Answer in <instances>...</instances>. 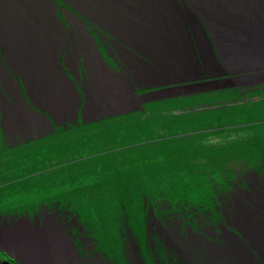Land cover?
Instances as JSON below:
<instances>
[{"label": "rangeland", "instance_id": "obj_1", "mask_svg": "<svg viewBox=\"0 0 264 264\" xmlns=\"http://www.w3.org/2000/svg\"><path fill=\"white\" fill-rule=\"evenodd\" d=\"M50 1L63 34L60 59L70 41L80 42L78 37L87 36L89 47L92 42L98 52L113 48L115 40L131 51L132 62L121 63L129 73L141 62L157 67L143 50L124 44L113 29L91 20L73 0ZM105 36L112 38V46L102 39ZM187 51L189 63L194 62L189 47ZM101 53L105 63L113 58ZM1 54L0 69L10 74ZM62 67L71 77L69 69ZM121 68L116 65V71ZM183 68L187 73L182 75L139 73L140 79L133 82L140 87L134 91L139 103L120 102L106 109L109 113L120 110L109 118L93 98L90 103L86 99L88 105L83 107L81 91V103L72 109L62 110L59 104L51 112L38 108L47 101L34 84L27 85L21 94L30 111L43 117L48 127L20 137L13 133L12 147L0 142V264H49L44 257L50 255L47 251L54 239L50 236V246L45 247L34 236L36 231L57 226L64 249L68 243L74 245V249L68 245L65 255L68 252L75 264H174L156 242L159 234L153 222L160 214L175 209L177 217L188 223L201 209L216 206L226 191L235 190L246 173L257 178H250L251 188L264 186V83L228 85L219 81L229 77L227 73L219 76L215 70H196L188 63ZM11 70L13 82L4 75L14 83L17 71L13 66ZM28 90H33L30 101L38 107L30 103ZM4 95L0 101L8 103L11 118L28 121L20 108L21 97L18 101L13 94ZM18 242L34 253L29 260L20 258ZM39 246L45 255L36 254Z\"/></svg>", "mask_w": 264, "mask_h": 264}, {"label": "bare ground", "instance_id": "obj_2", "mask_svg": "<svg viewBox=\"0 0 264 264\" xmlns=\"http://www.w3.org/2000/svg\"><path fill=\"white\" fill-rule=\"evenodd\" d=\"M74 2L82 10L86 11L91 20L99 24L108 25L107 27L110 30L113 29L117 35L127 42H123L124 44L130 43L137 48L139 47L148 57H151L152 62L157 67H154L155 70H153L139 63L140 67H136V73L134 72L138 79H140L139 73H143L145 76H149L150 73H157L156 75L160 76L164 70L177 69L178 65L176 63L171 62L172 64H170L164 61V54L169 56L170 52H176L180 47H183V49H188L189 47L194 58L197 59L199 55L196 47H194V50L192 44H195V36H201V29L211 33L210 35L213 38L216 37L220 41H223L224 35L229 37L230 41H232L229 43L228 49L230 54L241 53L237 48V40L238 42H242L244 39L252 40L255 43L254 45L244 44L242 46L243 49L249 46V51L257 47H264V0H73ZM238 24H240L241 38H239L238 29L235 27ZM59 25V21L54 16L50 0H0V44L9 63L17 65L18 71L24 75L28 71L25 76L28 78L26 81L30 80L29 75L31 77L38 75L43 77L48 71H51V68L53 69V65L56 62L55 58L62 49L61 40L63 39V34L62 30L58 29ZM191 35L192 38H190ZM233 37L235 38L233 39ZM82 42L84 47H86V52H88L90 47L87 36H84ZM74 44L75 42L70 41L64 47L65 51L71 52ZM217 46L220 47L219 44ZM217 50L222 58L224 52H222L221 48V52L218 48ZM256 62H259L258 66L261 69L264 68L262 59L259 61L257 59ZM90 63L93 64L91 65ZM90 63L89 68L92 69L95 63L98 65L97 58L93 59L91 57ZM241 64L245 65L246 62ZM67 66L69 68L74 67L70 63ZM239 67L245 68L242 65ZM56 72L55 70L48 76L56 74ZM183 73H187V71L185 70ZM4 74H6L4 70L0 69V81L15 96L18 90L15 91L17 87L15 82L12 83L13 75L7 72L6 76L12 81L9 82ZM54 79L55 76L49 81L54 82ZM0 94H2L1 89ZM92 98L95 100L89 90L87 103H90ZM47 102L45 106L50 112L55 104L64 105V102L58 98L48 99ZM95 102L96 104L98 103L96 100ZM24 103H26L25 100ZM26 105L30 107L28 103ZM66 109H69V107L62 110ZM13 118L17 123L25 124L27 122V120L24 121L19 116H13ZM246 221L247 225L251 224V227H246L247 230L245 228L244 233L250 242L251 250L254 251V256L248 251L251 255H243L239 261L233 252L215 251V248L203 254L200 249L202 246L200 245L198 250L195 248L194 251L202 254V258L197 264H264V232L257 228L258 224L253 217L246 219ZM57 227L53 228V230L51 229L56 237H58L56 233ZM59 236L62 238L61 234ZM224 240L230 246L233 245V251L236 250V243H233L231 239H228V241L225 237ZM18 244L21 243L18 242ZM26 247L28 246L25 245V249L21 251V259L23 256L28 259L25 252L29 247ZM63 249V245L55 247V252L51 255H46L47 257H44V260L49 261V264L51 262L53 264H75L73 259V262L71 261V257L66 258L67 255H65ZM45 254L44 252L42 256ZM172 257L174 258V256ZM184 261L189 263L187 258H184ZM98 263L99 261L88 264Z\"/></svg>", "mask_w": 264, "mask_h": 264}, {"label": "flooded vegetation", "instance_id": "obj_3", "mask_svg": "<svg viewBox=\"0 0 264 264\" xmlns=\"http://www.w3.org/2000/svg\"><path fill=\"white\" fill-rule=\"evenodd\" d=\"M78 39L80 40V42L77 41L74 45H72L73 50L71 52L64 50L62 53L61 61L63 63V66L65 65L67 69H69V73L71 71L74 72L75 69L78 68L81 70L82 67L88 68L89 70V56H93L94 58L96 57L97 62H99V53L101 52L103 53V55H112L113 58H111L110 62L108 61V59L106 60L111 68L107 67L105 71L115 80L121 77L120 74L116 72V65L119 66L122 62L128 65L130 62H132L130 58L133 56L129 55V52H126L124 47L112 43L110 37L105 36V39H102L104 41H108L109 45H111L112 43L113 48H110L108 46L106 47V49L100 48V52H98V48L94 46L92 42H90V47L92 49L86 52V48L83 47V40H81V38L79 37ZM77 49L78 51L76 52ZM69 63L72 65V67L74 65V67L69 68L67 66ZM81 80L82 79L79 80L77 85H79V83L81 82V85L83 86V92L81 91V100H83V104H85L88 91L90 90L93 93V89L91 88L92 79L89 78V80L86 79L83 82ZM69 83L73 85L72 81H69ZM18 84L21 92H25L24 88L22 87V83L18 82ZM1 86L4 85L2 84ZM34 88L36 89V92L38 94H42L41 90L38 87V84H34ZM32 91L33 90H28V93H26V95L28 94L29 96H31V98H29V101L30 99L34 98ZM1 96L4 97L2 94H0V98ZM38 98L40 99V97ZM14 99L20 101L19 93L15 94ZM79 99L80 93L78 92L77 100ZM20 103V108L24 110V114L29 116V119L26 122L27 125H25L24 127L19 123H16V120H14V118H11L10 114L8 113V108H6V104L8 103L4 104L2 100L0 101V142L9 143L10 146L8 147H12V145L15 144L12 137L13 133H15L16 136L20 137L22 136V134L30 132L31 130L38 131L42 128L45 129L46 127H48V123H46V120L43 117L38 118L37 116H35V113H32L33 110L30 111V107H27L24 101L21 100ZM31 104L33 105L34 103ZM34 105L38 107L37 104ZM38 108H41L43 110L48 109L45 104L42 107L39 106ZM250 178H254L257 180V178H255V176L251 172L246 173V175L243 176V180H240L238 185L233 187L235 190L231 191L229 189L230 191H226L219 199V201H215V207L213 206V208L211 207L210 209L209 206L204 210H200L199 208L200 211L197 212L198 214H195V216L188 219V223L182 222V219L177 217L178 214H176L177 211H175V209H170L160 214L161 218L159 220H156V222H153L154 226H156V233L159 234L156 239V242H158L161 247L158 248L159 251L162 250L161 253H163V255L165 256H168L169 254L170 256L168 257L172 258L174 264H187L184 261V258H187L189 260V264H197L198 261L201 260L202 254H198V252L196 253L194 251L195 248L198 250V246L200 245L202 246L200 249L203 254L205 252H209L212 248H215V251L218 250L220 252H233L234 254H236V257L239 261L240 258L243 257V255L248 254V256H250V253H252V255L254 256V251L251 250L252 247L249 240L245 236L244 230L246 227H248L246 219L253 217V219L256 220L258 224L257 228L264 232V186L263 184H261L256 188H251L252 182ZM242 182L244 183V185H240L242 184ZM255 184L257 183L255 182ZM167 206L169 208H172L170 204H168ZM195 211H198V209H195ZM175 214L176 216L173 217V215ZM35 223L37 224V220L35 221ZM40 233L41 231H39V233H37L36 231L35 234L40 235ZM226 235L231 238L233 243H236V250L233 251V245L230 246L225 242L224 237H226ZM151 243L152 247L156 246L154 242ZM248 251L250 253H248ZM172 256H174V258Z\"/></svg>", "mask_w": 264, "mask_h": 264}, {"label": "water", "instance_id": "obj_4", "mask_svg": "<svg viewBox=\"0 0 264 264\" xmlns=\"http://www.w3.org/2000/svg\"><path fill=\"white\" fill-rule=\"evenodd\" d=\"M242 25V24H241ZM236 29H238V33H239V38L242 37L241 35V30L239 29L240 24L235 25ZM207 29V28H206ZM105 31V30H104ZM208 31V29H207ZM202 32V33H201ZM201 36H195L194 37V42L196 45V49H197V53H198V57L197 59H195V61H197V63H195V61L192 63H189L191 60L190 54L186 49H183V47L178 48V51L176 52H170V55H165L164 61H166V63H176L178 65V68L173 70L171 69L169 70H164L163 72H161L160 75L165 76V75H169L171 73L176 72L177 75L179 74H184L183 72L185 71L183 66L184 64L188 63L189 67L192 65L194 66V68L196 70H200L199 67H203L204 70L208 71L210 70H215L217 72H219V76H223L224 74H228L229 77L225 78V79H220L219 81L226 83L228 85H233L235 82L236 83H241V84H246V83H252V84H256L257 82H262L264 83V68L261 69L258 66L259 62H256V60L258 59V61L260 59L263 60L264 63V47H257L255 49H250L251 51H249V46L245 47L244 49L242 48V46L244 44L247 45H254L255 43L252 40H248V39H244V41L242 42H238L237 40V48L239 51H241V53H234V54H230V52L228 51L229 49V43L232 42L230 41L229 37H226V35H224V39L223 41H220L218 38H213L212 35H210L211 33H208L206 31H204L203 29H201ZM110 35H112V33H110ZM113 36V35H112ZM236 37V36H235ZM233 37V39L235 38ZM111 38V37H110ZM222 39V38H221ZM112 40V38H111ZM114 41V39H113ZM251 41V42H250ZM115 42H117L118 46H123L121 45L117 40H115ZM217 43V44H216ZM219 44L220 47H218L217 45ZM129 45L135 47L134 45L130 44ZM194 48V47H193ZM217 48L220 51V48L222 49V52H224V56H220V53L218 52ZM248 48V50H247ZM187 51V53H186ZM0 52H2L4 54L5 60L6 56H5V52L3 51L1 44H0ZM131 54H133L131 51H129ZM221 52V51H220ZM163 54V53H162ZM189 54V56H188ZM134 55V54H133ZM197 56V55H196ZM56 62L53 65V69L51 68V71H48L46 73V75H43V77H40V75L35 76V77H31V75H29V81H26V79H28L26 76V74L28 73L25 72V75L18 71V67L17 65H12L11 63H9L7 61V70L9 72H11V75L13 73V70H11V66H13L15 68V71H17V77L19 79L20 82L23 83V85L25 86L24 90L26 92L27 90V83L28 84H35L38 83V87L41 90L42 94H43V99H45V101H47L48 99L53 100L55 98H58L60 101L62 100L64 102L63 106H60V108H66L69 107L72 109L73 106L78 105L79 103H81V100H77V94L78 92L80 93V91L83 92V86L81 85V82L79 83V85H77V83L79 82L80 79H82L81 81L83 82L84 80H89V78L92 79V83H91V88L93 89L92 91L94 92L93 94L94 97L96 98L95 100L99 103V105L101 106V109L104 110V115L109 118L110 115H116V114H120V110L119 111H114L112 113H109L108 110L106 109H111L114 107L119 106V103L121 102V104L126 105L127 103H129V101H132V104H138L139 100H138V96L135 95L134 91L136 90V88H140V87H136L133 85V82H136L135 80H138V78L135 75V69L129 73L126 69V67H124L122 64L119 65L122 68L117 70L116 72H118L120 74L121 77H119L118 79H114L112 78L110 75H108L105 71V69L111 68L108 63L103 61V57H101L100 53H99V62H98V68H90L88 70V68H81V74L79 73L80 71H78V69H75V71H71V77H69L66 74V70L64 69L65 67H62L63 65L60 62V55L56 56ZM151 59V57H150ZM1 60H2V54H1ZM188 61V62H187ZM198 61H200L201 63H199ZM4 62V61H3ZM102 64H101V63ZM172 62V63H171ZM245 63L246 64H241V63ZM256 62V63H255ZM143 66H148L150 67V69H154V67H152V65H150V63L147 62H141ZM118 64V63H117ZM212 64L213 67L212 68H208L206 67V65ZM183 65V66H182ZM202 65V66H201ZM242 65L245 68H240L239 66ZM185 67L188 68V65H185ZM102 68V73L98 72L101 71ZM259 68V69H258ZM57 71L56 74L50 75L49 74L53 73L54 71ZM225 70V71H224ZM189 71V70H188ZM240 71L244 72L241 73ZM123 74H122V73ZM135 72V73H134ZM133 74V75H132ZM237 74V75H235ZM125 77H124V76ZM231 75V76H230ZM235 75V76H234ZM48 76V78H47ZM55 76L54 82L49 81L52 77ZM131 76V77H130ZM61 77V78H60ZM15 82L18 84L16 77H14ZM69 81L73 82V85L69 83ZM218 81V79H217ZM216 80L214 82H217ZM52 84V85H50ZM49 85H50V89H49ZM17 90L19 93V98L21 97V100L24 101L23 95L21 94V89L19 87V85H17ZM6 93L7 95H11L10 91L8 88H6V86H1V93L4 96L3 98L5 99V95L4 93ZM28 95V94H27ZM48 103V102H46ZM87 106V104L85 103L83 105V107ZM60 110V109H59ZM41 231V235L38 237V239L40 238L43 242L41 244H43L45 247H50V249H48L50 253V255L52 253H54V248L58 247L63 244L62 240H59V237H56L52 234L53 231L48 230V229H44V230H40ZM57 231H59L58 229H56V233ZM51 237V240L54 239V241L52 243H50L49 245V238ZM34 237L37 238V235H35ZM62 239H65L64 236L62 237ZM21 243L24 244L23 241H19ZM23 244H18L17 246V251L20 249H25V245ZM65 246V243L63 244ZM68 245H70V247L74 246L71 243H68ZM68 245L65 247V249H63V251H67L66 248L70 251V249L68 248ZM73 248V247H72ZM74 249V248H73ZM36 250V254H43L44 250L41 249V246L39 247V249H35ZM6 251H8L6 249ZM74 251V250H72ZM71 251V252H72ZM29 257H31V254H34L31 249L29 251L25 252ZM68 252H67V256L66 258H70L71 256H68ZM76 256V255H75ZM74 256V257H75ZM51 257V256H50ZM50 259V258H49ZM71 260L73 259V257L70 258ZM74 260V259H73ZM49 262V261H48ZM51 264H53V262H51Z\"/></svg>", "mask_w": 264, "mask_h": 264}, {"label": "crops", "instance_id": "obj_5", "mask_svg": "<svg viewBox=\"0 0 264 264\" xmlns=\"http://www.w3.org/2000/svg\"><path fill=\"white\" fill-rule=\"evenodd\" d=\"M251 129H253V128H251ZM255 129H256V127H254V130H255ZM255 131L257 132V129H256ZM257 133H258V132H257ZM8 149H9V148H8ZM6 156H7V155H4L3 158L6 157ZM7 157H8V156H7Z\"/></svg>", "mask_w": 264, "mask_h": 264}]
</instances>
